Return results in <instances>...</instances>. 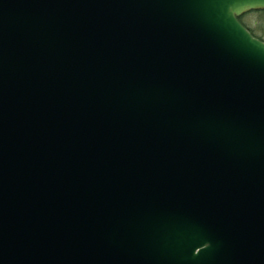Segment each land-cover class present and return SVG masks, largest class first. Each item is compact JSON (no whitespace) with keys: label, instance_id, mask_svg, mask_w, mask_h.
<instances>
[{"label":"water","instance_id":"95a60500","mask_svg":"<svg viewBox=\"0 0 264 264\" xmlns=\"http://www.w3.org/2000/svg\"><path fill=\"white\" fill-rule=\"evenodd\" d=\"M264 0H0V264H264Z\"/></svg>","mask_w":264,"mask_h":264},{"label":"rangeland","instance_id":"374dc122","mask_svg":"<svg viewBox=\"0 0 264 264\" xmlns=\"http://www.w3.org/2000/svg\"><path fill=\"white\" fill-rule=\"evenodd\" d=\"M243 21L256 34L264 36V19L255 14H248L243 16Z\"/></svg>","mask_w":264,"mask_h":264},{"label":"trees","instance_id":"16d2710c","mask_svg":"<svg viewBox=\"0 0 264 264\" xmlns=\"http://www.w3.org/2000/svg\"><path fill=\"white\" fill-rule=\"evenodd\" d=\"M248 14H255L259 17H261V19H264V10H252V11H248L245 12L244 14H242L238 20L240 21V23L256 38L262 40L264 42V36L258 35L256 34L250 27H248L244 21H243V16L248 15Z\"/></svg>","mask_w":264,"mask_h":264}]
</instances>
